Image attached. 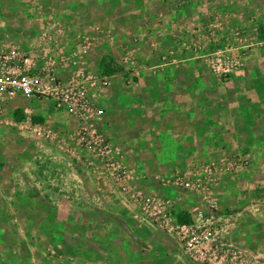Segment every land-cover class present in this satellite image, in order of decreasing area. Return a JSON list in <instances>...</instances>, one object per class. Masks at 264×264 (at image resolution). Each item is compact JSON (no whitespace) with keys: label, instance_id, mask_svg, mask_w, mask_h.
<instances>
[{"label":"rangeland","instance_id":"374dc122","mask_svg":"<svg viewBox=\"0 0 264 264\" xmlns=\"http://www.w3.org/2000/svg\"><path fill=\"white\" fill-rule=\"evenodd\" d=\"M22 1L18 17L10 12L9 32L19 30L20 36L10 39L23 35L28 51L31 43H39L50 15L66 34L68 52L79 39H88V70L110 83L94 105L103 112L97 127L118 136V145L107 139L124 166L146 178L141 188L163 200L179 198L173 212L178 219L203 206V197L154 177L193 172L203 185L205 171L227 169L228 174L213 171L209 186L221 218L218 240L239 249L248 264H264V152L256 157L255 149L247 155L239 149L232 168L219 161L173 162L162 166L161 174H151L157 165L146 163L143 148L133 147L152 120L144 111L156 105L143 95L165 91L151 80L159 74L183 66L182 86L188 89L191 71L211 76L226 89L244 76L247 91L256 73L264 76V0ZM29 14L38 22L31 24L34 35L28 41L26 22H17L20 28L14 23ZM103 61L112 65L113 75L102 74ZM191 64L197 66L191 69ZM168 102L170 108L180 101L173 96ZM14 111L10 108L0 124V264H192L168 235L122 201L105 170L87 166V155L71 142L77 125L69 115L56 114L48 101L27 105L22 117ZM15 122L31 129L21 132ZM259 139L264 142V132ZM115 252L119 259L114 255L112 261Z\"/></svg>","mask_w":264,"mask_h":264},{"label":"built area","instance_id":"2783aa9c","mask_svg":"<svg viewBox=\"0 0 264 264\" xmlns=\"http://www.w3.org/2000/svg\"><path fill=\"white\" fill-rule=\"evenodd\" d=\"M59 27L53 19L48 20L39 43L32 45L29 51L12 42L0 46V124L19 99L52 103L76 123L77 131L71 142L87 155V166L95 172L105 170L109 181L118 187L122 201L168 235L188 261L192 264H248L239 249L218 240L221 218L218 205L209 193L211 171L204 173V186L193 172L172 175L168 179L160 175L154 177L164 186L203 197V206L186 213L190 214L189 224L179 223L173 214L179 198L163 200L141 188L140 183L146 178L124 166L119 151L97 127L103 112L96 111L94 105L101 90L110 85L109 78L88 70V39H79L75 50L68 52L67 47L57 41L58 37L66 35ZM16 124L21 132L31 129L24 122ZM31 126L36 133V126Z\"/></svg>","mask_w":264,"mask_h":264},{"label":"crops","instance_id":"0c3cea01","mask_svg":"<svg viewBox=\"0 0 264 264\" xmlns=\"http://www.w3.org/2000/svg\"><path fill=\"white\" fill-rule=\"evenodd\" d=\"M22 2V0H0V46L6 42L21 46L23 43L22 47L28 45V43L24 44L26 40L22 39L23 35L21 39L11 40L10 37L13 32H9V28L13 27L10 23L13 17L9 20L10 12H14L13 15L18 17V12L22 10L18 9V7L21 8L19 3ZM22 16L21 18L15 17L14 24L17 25V28H20L17 22H26L28 26L24 31L31 34L26 37L29 41L34 35L31 24L38 22V20L33 18L31 14L28 17ZM54 17V15H50L47 20ZM17 35L20 36L19 30L13 36ZM63 39V37H58L57 41L59 43L62 41L60 44L63 45ZM36 44L38 43L33 42L30 45ZM194 66L197 65L191 64V69H194ZM183 68V66H176L175 70L170 71V75L159 74L157 78L151 79L163 85L165 91H162L161 88L158 93L155 91L153 93L152 91L148 92L149 97L143 95L145 100L151 99L150 101L156 102V105H149V108L144 111L149 117L152 116V120L143 131L144 133H139L140 135L137 138L139 142L134 144L133 147L136 145L143 148V157L147 160L146 163L157 165V168L155 166L154 169H151V174H161V171L159 172L162 169L161 167L165 166L166 163L173 164V162L188 163L193 166L200 162L208 163L212 161L215 163L219 161L218 164L232 168V163L234 164L237 160L236 154L239 153V149L244 150L246 155L249 154L250 149H255V156H260L264 152V142L259 139V135L264 132V90L262 87L264 76L256 73L253 78L254 81H252L253 86L247 91L244 83H247L248 79L244 76L238 79L235 78V81H232L233 86L226 89L211 76L203 77L198 72L191 71L192 74L187 76L191 80V87L188 89L182 86ZM168 88L176 89V91L168 92ZM173 96L180 102L169 108L171 104L168 100H172ZM135 98L138 97L135 96ZM185 98L189 99L186 105L181 102ZM38 102L21 100L11 108H15L14 112L18 111V116L21 115L20 117H22L26 113L27 105L31 106ZM51 107L56 114L64 115L52 103ZM106 132L104 130V133H102L106 138L112 140L113 144L118 145V136L112 133L109 136L105 134ZM251 134L255 138L247 141L250 139L249 135ZM136 159L143 160L140 156H137ZM245 159L249 158L245 156ZM226 170H222L219 166L213 169L215 172H225ZM228 173L225 172V174ZM114 255L117 256V253H113L110 258L112 261H115ZM117 259H119L118 256Z\"/></svg>","mask_w":264,"mask_h":264},{"label":"trees","instance_id":"16d2710c","mask_svg":"<svg viewBox=\"0 0 264 264\" xmlns=\"http://www.w3.org/2000/svg\"><path fill=\"white\" fill-rule=\"evenodd\" d=\"M100 70L102 74L104 75H113L114 71L112 70V65H107L106 62H101L100 64ZM20 119V118H19ZM178 221L181 224H189L191 222L190 217L186 214H180L178 215Z\"/></svg>","mask_w":264,"mask_h":264}]
</instances>
